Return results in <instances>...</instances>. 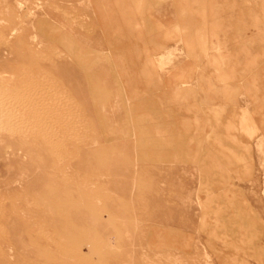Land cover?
I'll return each instance as SVG.
<instances>
[{
	"label": "rangeland",
	"instance_id": "1",
	"mask_svg": "<svg viewBox=\"0 0 264 264\" xmlns=\"http://www.w3.org/2000/svg\"><path fill=\"white\" fill-rule=\"evenodd\" d=\"M0 264H264V0H0Z\"/></svg>",
	"mask_w": 264,
	"mask_h": 264
},
{
	"label": "bare ground",
	"instance_id": "2",
	"mask_svg": "<svg viewBox=\"0 0 264 264\" xmlns=\"http://www.w3.org/2000/svg\"><path fill=\"white\" fill-rule=\"evenodd\" d=\"M36 105V104H35ZM37 107V106H36ZM36 107H35V109H36ZM31 109H33L32 107H31ZM39 110H41V109H39ZM28 111H30V108H29V106H28ZM31 111H33V110H31ZM26 113H27V111H26ZM34 116V115H33ZM31 117V116H30ZM29 119V118H28ZM4 126V125H3ZM2 128V127H1ZM257 147H258V149L259 150H261L262 149V146H261V143H257ZM198 203L199 204H201L200 203V201H198ZM247 246V245H246ZM256 251V250H255Z\"/></svg>",
	"mask_w": 264,
	"mask_h": 264
}]
</instances>
